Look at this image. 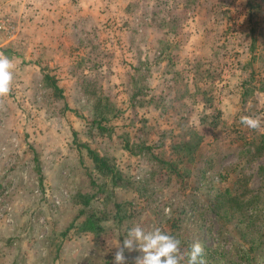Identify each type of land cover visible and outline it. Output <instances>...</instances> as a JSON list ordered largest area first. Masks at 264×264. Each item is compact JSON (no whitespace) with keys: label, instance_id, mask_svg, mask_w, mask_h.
<instances>
[{"label":"rangeland","instance_id":"obj_1","mask_svg":"<svg viewBox=\"0 0 264 264\" xmlns=\"http://www.w3.org/2000/svg\"><path fill=\"white\" fill-rule=\"evenodd\" d=\"M247 1L255 4L251 13ZM3 14L15 34L0 33V52L17 67L10 93L0 97V264H50L55 251L52 264H113L112 244L137 224L161 227L182 250L200 240L206 264L230 255L236 262L234 236L211 207L223 188L245 186L264 197V154L251 148L264 132V0H0ZM43 71L55 77L61 98L41 85ZM83 76L95 78L118 108L108 137H89L95 130L82 118L90 108L80 92ZM203 112H217L215 126L198 123ZM242 115L262 117L261 128L243 126ZM184 126L203 134L189 177L155 173L150 180V166L158 169L153 157L166 155ZM82 142L108 154L127 182L146 183L145 193L116 189L132 198L119 226L67 227L80 209L71 197L89 189L86 173L103 182L93 204L112 210L109 178L92 170ZM196 166L204 168L198 181ZM252 229L263 234L264 252V220ZM140 255L125 249L126 264Z\"/></svg>","mask_w":264,"mask_h":264},{"label":"trees","instance_id":"obj_2","mask_svg":"<svg viewBox=\"0 0 264 264\" xmlns=\"http://www.w3.org/2000/svg\"><path fill=\"white\" fill-rule=\"evenodd\" d=\"M254 7V3H248L247 1L248 13H251ZM127 14L130 16L129 12H127ZM160 16L170 15L162 14ZM164 21L165 20L161 18L159 23L163 25ZM169 22L174 25V28L178 24L177 18L170 19ZM169 22H165V28H168ZM174 28L170 26L169 31H175ZM249 32V49H251L255 42V35L254 29L250 26ZM134 70L137 72L138 67ZM40 79L43 87L48 88L53 95L61 98L62 89L56 83V79L53 75L43 71ZM129 79L131 81L133 80V74L129 76ZM78 82L81 94L85 97L86 101H90L88 118L82 116L88 127L95 130L94 132H88L89 137L110 136L112 133L110 122L118 115V108H115L112 96L105 91L103 92L101 85L95 78L83 76ZM137 94H139V92L135 91L132 93V97ZM198 123L201 126H215L217 123V112L201 113L198 117ZM180 129L179 139L168 145V153L166 155L158 154L153 157L158 169L155 170L150 166V170L148 171V178L150 180L153 179L155 173H161V176L168 179L176 178L180 182H183L191 173L188 165L197 164L198 148L203 140V134L198 127L184 126ZM75 136L76 134L73 131V137L75 138ZM80 146L92 163V170L104 176V178H109V186L112 189V200L107 203L112 207V212L102 206L106 205L105 203L101 206L93 204V200L100 198L102 195L103 182L98 183L90 173H86L87 187L85 188L89 189L85 191L77 189L71 197V200L77 201L80 209L76 212L67 227H76L78 231H93L100 229L102 226H100L99 223L104 220L115 221L118 226L121 225V221L123 220V207L130 205L132 199L131 196H127L126 193L128 190L135 192V194L145 193V191H147L146 183H141L137 186L133 180L127 182L122 176V172L113 166L112 159L108 154L97 153L93 148L89 147L87 143L85 144L82 142ZM251 148L252 155L264 154V132L259 134L258 139L252 140ZM130 154L135 155V153ZM34 161H36L35 158ZM196 171L195 174L198 181L203 176L204 168L198 171V167L196 166ZM245 179V177L240 178V180L243 181ZM117 188H123L127 191L125 196H119L116 193ZM240 188L241 190H231L229 188L218 189L213 197L211 209L217 218L220 228L233 234V245L235 246H232L230 251H232L234 255L236 254V257L238 256L236 262H231L233 259L230 255L229 259L226 262H222V264H240L242 262L244 264H257L261 259H263L262 263L264 264V252L260 248L263 234L259 230L254 231V233L252 232V227L254 228L255 223L264 220V197L261 198L260 194L250 193L245 189V186H240ZM139 189L141 190L139 191ZM77 219L80 220L76 221ZM58 247L59 244L56 250ZM55 257L56 251L50 259V264L53 263Z\"/></svg>","mask_w":264,"mask_h":264},{"label":"clouds","instance_id":"obj_3","mask_svg":"<svg viewBox=\"0 0 264 264\" xmlns=\"http://www.w3.org/2000/svg\"><path fill=\"white\" fill-rule=\"evenodd\" d=\"M16 62L0 52V97L11 91ZM240 123L249 129H260L262 117L242 115ZM164 214L170 216L171 209L164 208ZM113 246V264H126L125 249L138 250L141 255L135 258V264H206L205 248L200 240H194L187 249H181V241L173 235L153 225L149 229L139 224L127 231L122 244L116 240Z\"/></svg>","mask_w":264,"mask_h":264},{"label":"built area","instance_id":"obj_4","mask_svg":"<svg viewBox=\"0 0 264 264\" xmlns=\"http://www.w3.org/2000/svg\"><path fill=\"white\" fill-rule=\"evenodd\" d=\"M0 33L6 38H11L15 34V25L4 14L0 15Z\"/></svg>","mask_w":264,"mask_h":264}]
</instances>
